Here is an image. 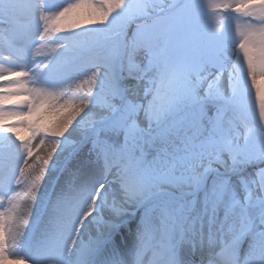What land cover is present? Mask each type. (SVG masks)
Returning <instances> with one entry per match:
<instances>
[{
	"label": "snow or ice",
	"instance_id": "obj_1",
	"mask_svg": "<svg viewBox=\"0 0 264 264\" xmlns=\"http://www.w3.org/2000/svg\"><path fill=\"white\" fill-rule=\"evenodd\" d=\"M0 264H264V0H0Z\"/></svg>",
	"mask_w": 264,
	"mask_h": 264
},
{
	"label": "bare ground",
	"instance_id": "obj_2",
	"mask_svg": "<svg viewBox=\"0 0 264 264\" xmlns=\"http://www.w3.org/2000/svg\"><path fill=\"white\" fill-rule=\"evenodd\" d=\"M22 131H23V130H21V135L24 136V134L22 133ZM26 134H28L27 131H26ZM27 136H28V135H26V136H24V137L27 138ZM43 147H44V146H42V148H43ZM41 154H43V153L41 152Z\"/></svg>",
	"mask_w": 264,
	"mask_h": 264
},
{
	"label": "rangeland",
	"instance_id": "obj_3",
	"mask_svg": "<svg viewBox=\"0 0 264 264\" xmlns=\"http://www.w3.org/2000/svg\"><path fill=\"white\" fill-rule=\"evenodd\" d=\"M22 133L24 134V136L29 135V133L26 134V130H23Z\"/></svg>",
	"mask_w": 264,
	"mask_h": 264
}]
</instances>
